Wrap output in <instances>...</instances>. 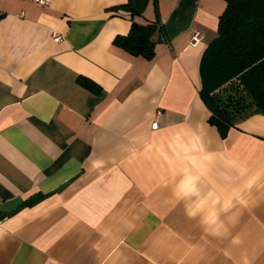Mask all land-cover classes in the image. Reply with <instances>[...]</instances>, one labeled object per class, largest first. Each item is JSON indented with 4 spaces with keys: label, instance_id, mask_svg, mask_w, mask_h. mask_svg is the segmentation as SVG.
Returning <instances> with one entry per match:
<instances>
[{
    "label": "crops",
    "instance_id": "0c3cea01",
    "mask_svg": "<svg viewBox=\"0 0 264 264\" xmlns=\"http://www.w3.org/2000/svg\"><path fill=\"white\" fill-rule=\"evenodd\" d=\"M51 1L0 0V264H264V114L223 130L201 96L226 0H158L152 59L114 44L128 0ZM186 178L240 192L225 235L186 214Z\"/></svg>",
    "mask_w": 264,
    "mask_h": 264
},
{
    "label": "trees",
    "instance_id": "16d2710c",
    "mask_svg": "<svg viewBox=\"0 0 264 264\" xmlns=\"http://www.w3.org/2000/svg\"><path fill=\"white\" fill-rule=\"evenodd\" d=\"M153 1L156 19L147 24L134 18L143 13L148 0L142 3L128 0L119 6L130 11L133 23L127 35L114 40L115 45L147 59L156 55L159 41L156 34L165 30L158 0ZM226 3L219 19L218 35L209 43L201 60V96L212 111L213 120L223 130L253 112L264 114V0H226ZM80 81L93 91L99 89L87 78ZM41 197L42 194L34 195L22 206L33 205Z\"/></svg>",
    "mask_w": 264,
    "mask_h": 264
},
{
    "label": "clouds",
    "instance_id": "9594fccd",
    "mask_svg": "<svg viewBox=\"0 0 264 264\" xmlns=\"http://www.w3.org/2000/svg\"><path fill=\"white\" fill-rule=\"evenodd\" d=\"M243 175V172L241 173ZM197 178L182 180L176 188V196L183 200H190L191 203L186 206V214L190 218H200V223L212 236H222L227 233L225 221L221 218L223 214L228 213L237 200L243 204L244 200L240 192H236L232 198L221 201V197L211 189L207 193L202 192L196 184ZM230 179V178H229ZM251 181L245 186L250 187Z\"/></svg>",
    "mask_w": 264,
    "mask_h": 264
},
{
    "label": "built area",
    "instance_id": "2783aa9c",
    "mask_svg": "<svg viewBox=\"0 0 264 264\" xmlns=\"http://www.w3.org/2000/svg\"><path fill=\"white\" fill-rule=\"evenodd\" d=\"M38 3H40L41 5L44 6H51L52 5V1L51 0H36ZM55 40H61L62 36L58 33L53 34ZM204 35L202 34V32L200 30H195L193 32L192 35V39H191V45L196 46L202 39H203Z\"/></svg>",
    "mask_w": 264,
    "mask_h": 264
},
{
    "label": "rangeland",
    "instance_id": "374dc122",
    "mask_svg": "<svg viewBox=\"0 0 264 264\" xmlns=\"http://www.w3.org/2000/svg\"><path fill=\"white\" fill-rule=\"evenodd\" d=\"M149 1V0H148ZM140 2L142 3L143 2V0H140ZM148 4V3H147ZM146 9V8H145ZM145 9H144V11H143V13L142 14H144V12H145ZM142 14H138V15H142Z\"/></svg>",
    "mask_w": 264,
    "mask_h": 264
}]
</instances>
